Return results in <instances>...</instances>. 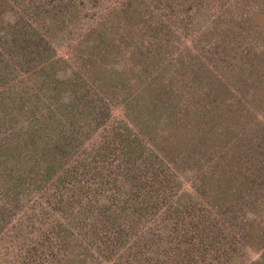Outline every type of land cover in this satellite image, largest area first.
<instances>
[{
    "label": "rangeland",
    "instance_id": "374dc122",
    "mask_svg": "<svg viewBox=\"0 0 264 264\" xmlns=\"http://www.w3.org/2000/svg\"><path fill=\"white\" fill-rule=\"evenodd\" d=\"M0 264H264V0H0Z\"/></svg>",
    "mask_w": 264,
    "mask_h": 264
}]
</instances>
